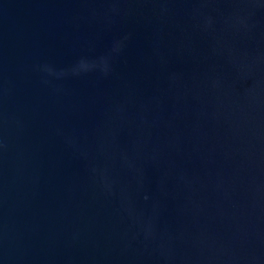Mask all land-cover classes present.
Wrapping results in <instances>:
<instances>
[{
	"label": "water",
	"instance_id": "water-1",
	"mask_svg": "<svg viewBox=\"0 0 264 264\" xmlns=\"http://www.w3.org/2000/svg\"><path fill=\"white\" fill-rule=\"evenodd\" d=\"M0 264H264V0H0Z\"/></svg>",
	"mask_w": 264,
	"mask_h": 264
}]
</instances>
